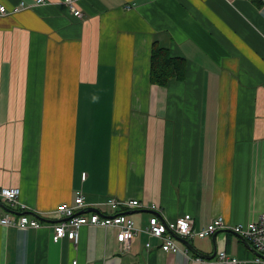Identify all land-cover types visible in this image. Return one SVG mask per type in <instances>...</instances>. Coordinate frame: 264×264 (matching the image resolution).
<instances>
[{
	"label": "crops",
	"instance_id": "obj_1",
	"mask_svg": "<svg viewBox=\"0 0 264 264\" xmlns=\"http://www.w3.org/2000/svg\"><path fill=\"white\" fill-rule=\"evenodd\" d=\"M26 1L0 16V188L20 187L30 216L59 219L78 190L82 209L138 227L153 213L200 229L264 212V0H78L82 18L61 0ZM155 44L185 58L182 78L151 82ZM109 196L147 206L113 209ZM21 209L0 196V217ZM117 233L85 224L75 243L54 240L50 222L0 223V264H221L143 231L125 249ZM214 233L191 241L256 255L232 229Z\"/></svg>",
	"mask_w": 264,
	"mask_h": 264
},
{
	"label": "built area",
	"instance_id": "obj_2",
	"mask_svg": "<svg viewBox=\"0 0 264 264\" xmlns=\"http://www.w3.org/2000/svg\"><path fill=\"white\" fill-rule=\"evenodd\" d=\"M69 10L77 17L84 16L83 11L78 6V0H61ZM37 3H46L47 0H36ZM29 2L21 0L18 4L9 8L6 4L0 1V16L17 13L24 10L29 6ZM86 176V173H85ZM21 188L18 186H4L0 188V196L4 201H7L12 207L17 208L20 206L22 209L26 208L25 204L20 200ZM105 203L113 209L135 208L139 206H147L145 203L140 202L138 199H119L114 196H109ZM85 195L82 190L76 193L75 201L73 203H62L58 205L57 212L59 213L60 220L52 223L54 227V240L59 241L64 237L72 239L78 243L80 238V229L85 224L101 225L106 228H118L117 239L123 244L125 249L129 248L132 238L140 232H146L152 237L161 240L160 249L165 252H186L188 248L181 247L173 232L182 237L192 239L193 237H206L212 235L219 228L232 229L240 232L248 237L256 249L264 253V212L252 221L246 223L240 222L237 224H228L223 216L216 217L213 221L200 229L194 226V218L192 215H182L175 220H163L156 213H153L148 222L138 227L134 218L131 216L117 212L112 215H103L101 212L93 211L91 214L79 213L78 210L85 207ZM153 208L160 207L153 206ZM0 223L7 226H17L20 228H27L30 226L38 227L43 222L34 216H30L25 212L11 213L7 212L0 217ZM147 248L152 247L149 241L146 243ZM201 259V257H197ZM216 259L221 264H264V257L255 255L252 258H241L229 253L226 249L221 248L218 250ZM77 264V260L74 261Z\"/></svg>",
	"mask_w": 264,
	"mask_h": 264
},
{
	"label": "trees",
	"instance_id": "obj_3",
	"mask_svg": "<svg viewBox=\"0 0 264 264\" xmlns=\"http://www.w3.org/2000/svg\"><path fill=\"white\" fill-rule=\"evenodd\" d=\"M185 69V58L172 56L169 49L159 45H153L151 55V82L166 85L169 80L176 77L182 78Z\"/></svg>",
	"mask_w": 264,
	"mask_h": 264
},
{
	"label": "water",
	"instance_id": "obj_4",
	"mask_svg": "<svg viewBox=\"0 0 264 264\" xmlns=\"http://www.w3.org/2000/svg\"><path fill=\"white\" fill-rule=\"evenodd\" d=\"M100 211V209L98 208V207H87V208H85V209H82L81 211H80V213H82V212H88V211ZM11 211H13V212H16V213H19V211H14V210H11ZM34 215H36L39 219H41V220H45V221H48V222H54V221H56V220H50V219H47V218H45V217H42L41 215H39L37 212H33V211H31ZM228 230H230V229H228ZM238 236H240L242 239H244L245 241H247V242H249V238H247L245 235H243L242 233H240V232H237V231H234ZM173 234L175 235V237L182 243V244H184L185 246H187L191 251H193L195 254H198L200 257H203V258H206V259H212V258H214L215 256H216V254H217V251H218V247H217V245H216V243H215V249H214V251H213V253L212 254H207V253H203L202 251H200V250H197V248L193 245V243H192V241L190 240V239H187V238H185V237H182V236H180V235H178V234H176L175 232H173ZM214 235H215V233H214ZM250 246L252 245V244H249ZM252 247H254V245L252 246ZM254 251L256 252V254L257 255H260V256H262V257H264V253H262V252H260V251H258L255 247H254Z\"/></svg>",
	"mask_w": 264,
	"mask_h": 264
},
{
	"label": "rangeland",
	"instance_id": "obj_5",
	"mask_svg": "<svg viewBox=\"0 0 264 264\" xmlns=\"http://www.w3.org/2000/svg\"><path fill=\"white\" fill-rule=\"evenodd\" d=\"M91 207H92V206H91ZM93 207H94V206H93ZM25 212H26V214H28V213H27V210H26ZM91 212H92V210H91V211H89V214H91Z\"/></svg>",
	"mask_w": 264,
	"mask_h": 264
}]
</instances>
